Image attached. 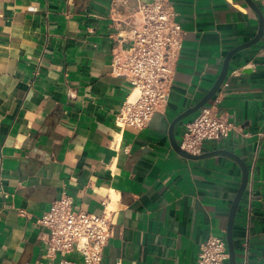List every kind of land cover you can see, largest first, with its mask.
Masks as SVG:
<instances>
[{
    "label": "crops",
    "instance_id": "crops-1",
    "mask_svg": "<svg viewBox=\"0 0 264 264\" xmlns=\"http://www.w3.org/2000/svg\"><path fill=\"white\" fill-rule=\"evenodd\" d=\"M140 1L0 0V264L61 259L37 221L63 195L76 211H112L102 264H197L203 243L226 239L241 166L180 156L169 129L213 87L228 53L256 37L259 18L245 0H169L183 48L166 107L136 129L117 121L132 85L112 63L130 47L120 35ZM214 104L235 129L203 153L228 151L249 169L236 264H264V32L233 56ZM199 112L175 128L179 144Z\"/></svg>",
    "mask_w": 264,
    "mask_h": 264
},
{
    "label": "built area",
    "instance_id": "built-area-1",
    "mask_svg": "<svg viewBox=\"0 0 264 264\" xmlns=\"http://www.w3.org/2000/svg\"><path fill=\"white\" fill-rule=\"evenodd\" d=\"M260 2L264 8V0ZM135 19L129 31L120 35L130 47L114 56L112 68L132 85V93L117 117L118 123L143 129L168 103L185 31L176 21L169 0H141ZM135 93L137 96L132 99ZM186 128L181 149L201 155L205 142L227 137L235 126L218 114L214 104L203 107ZM4 197L9 195L5 193ZM37 223L49 231L48 255L61 256L54 264H102L113 234L109 207L105 206L102 215L76 211L72 198L63 195ZM72 252L81 254L82 262L69 259ZM229 257L226 239L210 237L200 247L197 264H223Z\"/></svg>",
    "mask_w": 264,
    "mask_h": 264
},
{
    "label": "water",
    "instance_id": "water-1",
    "mask_svg": "<svg viewBox=\"0 0 264 264\" xmlns=\"http://www.w3.org/2000/svg\"><path fill=\"white\" fill-rule=\"evenodd\" d=\"M245 1L253 9V11L257 14L259 18V30H258L256 37L252 41L245 43L243 45H240L228 53L225 59L222 71L217 81L213 85V87L194 107L189 108L184 113L176 117L171 123L170 129H169V137H170L171 145L173 149L175 150V152L178 153L180 156L187 158V159H191V160H201V159L213 157L216 155H223V156H228L234 159L235 161H237L242 168V172H243L242 183L236 195V198L232 204L230 215H229V220H228V225H227L226 242H227V247H228V251L230 255L229 264H236V251H235V245H234V239H233V228H234V223H235V219H236V215L238 212L240 202L248 186L249 169L247 168L246 164L243 161H241L238 157H236L235 155H233L232 153L228 151L219 150V151H214L211 153H203L201 155L189 154L188 152L181 149L180 144L175 137V128L177 127L178 124L183 122L185 119L199 112L203 107H205L215 97V95L218 93V91L220 90L221 86L223 85L227 77L230 62L233 56L245 48L256 45L262 39L263 32H264V14L253 0H245Z\"/></svg>",
    "mask_w": 264,
    "mask_h": 264
},
{
    "label": "bare ground",
    "instance_id": "bare-ground-1",
    "mask_svg": "<svg viewBox=\"0 0 264 264\" xmlns=\"http://www.w3.org/2000/svg\"><path fill=\"white\" fill-rule=\"evenodd\" d=\"M136 96H137V94L135 93V94L132 96V99H135Z\"/></svg>",
    "mask_w": 264,
    "mask_h": 264
}]
</instances>
